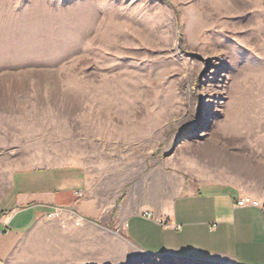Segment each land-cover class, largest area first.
<instances>
[{
  "label": "rangeland",
  "instance_id": "obj_1",
  "mask_svg": "<svg viewBox=\"0 0 264 264\" xmlns=\"http://www.w3.org/2000/svg\"><path fill=\"white\" fill-rule=\"evenodd\" d=\"M69 163L100 216L13 264H231L139 252L118 209L156 168L264 206V0H0V201L16 171Z\"/></svg>",
  "mask_w": 264,
  "mask_h": 264
},
{
  "label": "crops",
  "instance_id": "obj_2",
  "mask_svg": "<svg viewBox=\"0 0 264 264\" xmlns=\"http://www.w3.org/2000/svg\"><path fill=\"white\" fill-rule=\"evenodd\" d=\"M141 185V198L119 205L121 235L135 250L202 262L264 264V206L237 205L240 186L215 178H193L156 168ZM82 165L69 163L19 170L0 201V264H13L26 237L59 225L47 213L62 208L78 215L81 232L96 223L100 209L88 195ZM151 210V218L142 212ZM70 222V220H69Z\"/></svg>",
  "mask_w": 264,
  "mask_h": 264
},
{
  "label": "built area",
  "instance_id": "obj_3",
  "mask_svg": "<svg viewBox=\"0 0 264 264\" xmlns=\"http://www.w3.org/2000/svg\"><path fill=\"white\" fill-rule=\"evenodd\" d=\"M257 201L253 200V198L248 195V194H244V195H240L238 198H237V205H244V204H256ZM62 212V208H55L54 211H51L48 214V216L50 217H56L58 218V221H59V226L60 227H63V228H71V227H74V226H77V225H80L81 224V217L78 216V215H71L69 217H64L63 214H61ZM142 215H144V217H149L151 218L153 216V213L151 210H144L142 212ZM70 220V222H69Z\"/></svg>",
  "mask_w": 264,
  "mask_h": 264
}]
</instances>
